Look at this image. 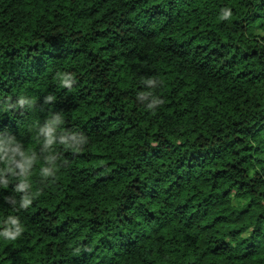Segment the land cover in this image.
<instances>
[{
	"label": "trees",
	"instance_id": "obj_1",
	"mask_svg": "<svg viewBox=\"0 0 264 264\" xmlns=\"http://www.w3.org/2000/svg\"><path fill=\"white\" fill-rule=\"evenodd\" d=\"M0 264H264V0H0Z\"/></svg>",
	"mask_w": 264,
	"mask_h": 264
},
{
	"label": "clouds",
	"instance_id": "obj_2",
	"mask_svg": "<svg viewBox=\"0 0 264 264\" xmlns=\"http://www.w3.org/2000/svg\"><path fill=\"white\" fill-rule=\"evenodd\" d=\"M229 15H231L230 9L224 12V16H229ZM65 82L67 83V81H65ZM3 235L5 237H7L8 239H15V237H16V234L15 233H13V232H7V231L5 233H3Z\"/></svg>",
	"mask_w": 264,
	"mask_h": 264
},
{
	"label": "rangeland",
	"instance_id": "obj_3",
	"mask_svg": "<svg viewBox=\"0 0 264 264\" xmlns=\"http://www.w3.org/2000/svg\"><path fill=\"white\" fill-rule=\"evenodd\" d=\"M233 203H235V200H233Z\"/></svg>",
	"mask_w": 264,
	"mask_h": 264
}]
</instances>
